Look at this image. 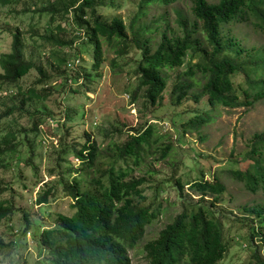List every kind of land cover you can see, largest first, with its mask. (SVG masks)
I'll return each mask as SVG.
<instances>
[{"label": "trees", "instance_id": "trees-1", "mask_svg": "<svg viewBox=\"0 0 264 264\" xmlns=\"http://www.w3.org/2000/svg\"><path fill=\"white\" fill-rule=\"evenodd\" d=\"M20 1L0 0V8L15 6ZM161 1L170 4L176 0ZM108 3L106 6L105 0H31L25 8L26 15L31 13L34 17L47 19L49 32L40 38L42 48L35 46L50 48L52 60L49 65L54 75L60 73L58 77L68 81L65 82L66 88L84 86L91 81L90 75L85 76L78 71L81 63L78 53L72 60L63 55L69 47L76 52L77 43L64 39L70 32L94 47L93 69L96 72L107 61L104 44L115 52L116 58L111 61L113 68H116V59L126 57L131 47L138 49L140 59L135 73L139 82L136 91H144L148 106L162 104L168 75L183 68L171 91L174 106H181L187 99L199 103L206 98L214 109H240L251 108L264 100V54L243 48L227 28L233 24H246L264 34V0H217L214 4L207 0H192L194 22L180 17V33L168 35L162 32L161 42L155 50L151 48L150 40L142 38L147 28L134 31L130 39L122 19L116 17L111 22L105 21L101 10L113 6L111 1ZM149 4L147 1L141 3V11L135 16L132 28L143 8ZM30 28L33 29L32 26ZM19 31L13 35L10 52L0 56V95H19L22 106L45 102L55 94L52 85L56 78L49 75L43 65L26 59L24 39ZM33 70L39 74L38 80L34 86L23 89L22 79ZM71 75L74 77L70 78ZM237 76L243 77L241 83L234 81ZM195 88L199 94L193 93ZM16 108L12 107L6 114L13 115ZM212 122V114L196 113L184 124V129L188 133L199 134ZM42 123L41 117L34 120L31 132L38 135ZM132 131L129 140L118 148L117 159L92 178H88L89 172L99 171L100 148L89 135L77 147L76 159L83 166L80 174L87 173V176L64 185L65 192L73 201L75 213L72 216L59 215L57 226H45L35 232L38 246L48 254V264H132L130 251L144 240L148 226L160 217L162 208L155 202L145 204L147 198L143 186L146 182L144 178H131L133 168L129 166V161L139 166L145 149L152 146L154 126L146 124ZM14 141L16 135L7 133L2 141L4 147H0V158L15 154L17 146L12 145ZM170 151L169 147L162 151L163 159ZM121 161L126 165L117 167ZM243 161L245 168L231 169L230 175L249 192L264 193V133L252 137ZM5 168L8 166H0V170ZM82 182L87 190L82 188ZM175 185L182 199L181 213L160 231L157 238L145 243V264L222 263L228 255L230 242L224 223L213 207L226 193V186L216 175L209 179L202 175L188 183L178 178ZM186 187L192 195L184 194ZM193 196L199 199L195 200ZM51 198L53 191L49 190L39 196L38 202L48 204ZM206 198L212 199L211 206L206 205ZM243 212L245 215L240 221L249 222V240L256 248L252 253L254 262L247 264H264L259 254V249L264 248V209L244 207ZM14 215V206L0 203V224L5 220L10 222ZM23 219V232L26 234L35 223L26 213ZM10 247L11 244L0 241V255Z\"/></svg>", "mask_w": 264, "mask_h": 264}, {"label": "rangeland", "instance_id": "rangeland-1", "mask_svg": "<svg viewBox=\"0 0 264 264\" xmlns=\"http://www.w3.org/2000/svg\"><path fill=\"white\" fill-rule=\"evenodd\" d=\"M109 1L113 6L101 10L103 19L107 22L116 17L122 19L130 39L134 31L147 28L142 38L150 40L153 50L160 44L162 32L168 35L180 33V17L194 22L192 0H176L170 4L161 0H105L106 6ZM144 1L150 4L143 8L142 15L132 28ZM207 1L211 4L217 2ZM28 4L31 0H21L15 6L0 8V56L10 52L13 35L20 30L26 59L43 65L48 74L56 78L52 85L55 94L45 102H31L25 106L21 105L19 95H0V147H4L2 141L10 132L16 135L12 145L17 146L14 155L0 158V166H8L0 170V203L6 202L15 208L11 221L5 220L0 224V241L11 244L9 251L0 255V264H48V254L38 246L35 232L45 226H57L59 215L72 216L75 213L73 201L65 192L64 185H70L75 178L82 180L87 176V173L80 174L83 166L76 159V149L85 142L86 135L91 136L100 148L99 171L89 172L88 178H92L117 159L118 148L129 140L132 130L141 129L146 124L154 126L153 144L145 149L139 166L129 161V166L133 168L130 176L144 178L145 204L155 202L162 208L160 217L148 226L144 240L130 251L132 264L146 263L145 243L157 238L160 231L181 213L182 199L175 181L181 178L188 183L200 179L202 175L207 179L218 176L227 188L213 207L224 223L230 242L228 255L220 264L254 262L252 253L256 248L249 240V222L242 223L240 219L245 215L244 207L264 209V193L249 192L242 183L232 178L229 171L245 168L243 158L252 137L264 133V100L251 108L240 109H214L206 98L199 103L187 99L181 106H174L171 91L183 68L168 75L162 104L148 106L144 91H136L139 82L135 73L140 59L138 49L131 47L126 57L116 59L117 65L113 68L111 61L116 58L115 52L111 46L104 44L107 61L96 72L93 69L94 47L70 32L64 39L77 43L76 52L69 47L63 55L72 60L78 53L81 59L78 71L85 76L90 75L91 81L90 85L66 88V80L58 77L60 73L54 75L49 65L52 60L50 48L38 47L42 48L40 38L49 32L47 19L34 17L31 13L26 15L24 11ZM227 28L243 48L264 54V34L246 24H233ZM67 75L70 74L67 72ZM38 78L39 74L31 71L22 79V88L34 86ZM234 81L241 83L243 77L237 76ZM193 93L199 94L198 88ZM12 107H17L15 113L6 114ZM202 112L212 114L213 122L199 134L186 132L184 124L192 120L196 113ZM40 117L43 123L39 134L35 135L31 132L33 122ZM166 147L171 151L163 159L162 151ZM125 165L121 161L117 167ZM81 186L87 190L84 182ZM49 190L53 191V198L48 204H40L39 196ZM184 194L192 195L188 187ZM193 198L199 199L198 196ZM206 200V205L211 206L212 199ZM25 213L35 223L26 234L23 232ZM259 254L264 260V248L259 249Z\"/></svg>", "mask_w": 264, "mask_h": 264}]
</instances>
